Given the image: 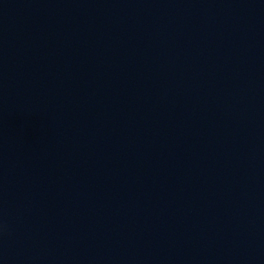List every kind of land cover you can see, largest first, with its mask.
<instances>
[{
	"label": "water",
	"instance_id": "1",
	"mask_svg": "<svg viewBox=\"0 0 264 264\" xmlns=\"http://www.w3.org/2000/svg\"><path fill=\"white\" fill-rule=\"evenodd\" d=\"M0 264H264V0H0Z\"/></svg>",
	"mask_w": 264,
	"mask_h": 264
}]
</instances>
